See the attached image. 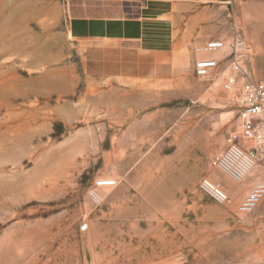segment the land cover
I'll list each match as a JSON object with an SVG mask.
<instances>
[{"label":"rangeland","instance_id":"rangeland-1","mask_svg":"<svg viewBox=\"0 0 264 264\" xmlns=\"http://www.w3.org/2000/svg\"><path fill=\"white\" fill-rule=\"evenodd\" d=\"M63 3L0 0V81L23 82L0 99V264H264L261 204L238 210L261 169L236 182L210 165L239 132L228 50H179L159 84L146 65L143 83L108 81L67 34ZM203 56L218 67L202 78ZM206 177L225 203L201 190Z\"/></svg>","mask_w":264,"mask_h":264},{"label":"crops","instance_id":"crops-1","mask_svg":"<svg viewBox=\"0 0 264 264\" xmlns=\"http://www.w3.org/2000/svg\"><path fill=\"white\" fill-rule=\"evenodd\" d=\"M63 2L67 34L84 46L88 63L108 81L143 83L146 65L150 82L159 84V69L173 67L177 51L184 53L207 40L228 42L237 36L249 48L247 71L252 79L264 81V0ZM224 55L227 52L221 51L220 59ZM242 186L240 192L246 189ZM258 204L264 223V198Z\"/></svg>","mask_w":264,"mask_h":264},{"label":"built area","instance_id":"built-area-1","mask_svg":"<svg viewBox=\"0 0 264 264\" xmlns=\"http://www.w3.org/2000/svg\"><path fill=\"white\" fill-rule=\"evenodd\" d=\"M228 50L226 83L234 89L233 100L238 110V133L225 137L224 148L210 158V165L226 173L233 181L241 182L253 169L260 168L262 178L252 184L251 188L238 203L240 212L253 210L264 196V81L252 79L245 67L248 46L242 37H234L226 43L211 39L196 47L201 54ZM218 60L203 56L194 61V74L206 77L214 74ZM109 180H101L97 185H111ZM199 187L215 202L223 204L229 196L220 183L208 177L199 181ZM93 196L96 194L93 192ZM86 230L85 224L79 226Z\"/></svg>","mask_w":264,"mask_h":264},{"label":"bare ground","instance_id":"bare-ground-1","mask_svg":"<svg viewBox=\"0 0 264 264\" xmlns=\"http://www.w3.org/2000/svg\"><path fill=\"white\" fill-rule=\"evenodd\" d=\"M2 1V0H1ZM36 8V7H35ZM21 10V9H20ZM1 11L3 12L2 10V7L0 5V13ZM19 11V10H18ZM30 11V10H29ZM17 14V13H15ZM13 15V14H12ZM11 15V16H12ZM14 16V15H13ZM17 16V15H16ZM10 21V20H9ZM18 21V20H17ZM11 23H13V21H11ZM16 23V22H15ZM10 24V23H9ZM22 24V23H21ZM12 25V24H11ZM13 29V28H11ZM8 34V33H6ZM10 34V33H9ZM17 39V38H16ZM15 39V40H16ZM19 39V38H18ZM17 39V40H18ZM0 40H4V35L3 34H0ZM11 42V41H10ZM9 42V43H10ZM13 42V41H12ZM18 50V51H24L26 49V46L24 44L23 41H18L17 43L16 42H13L12 44L10 43L9 44V47H8V50ZM35 57L36 58H43L44 56L42 55V47H38L36 49V53H35ZM3 79L0 81V99H2L4 93L5 94H8L9 96L11 95L12 92H18V89H17V85L18 84H21L23 86V82L19 81L18 79H16V82H12L8 79H5L3 82ZM41 83H43V86H47L48 89H55L56 87H60L62 84L65 83V78L64 77H53L52 79H49L46 75H43L41 77ZM39 87H35L34 89L32 88H29L28 90H31L34 92V90H37ZM14 96V95H13ZM103 180V179H102Z\"/></svg>","mask_w":264,"mask_h":264}]
</instances>
